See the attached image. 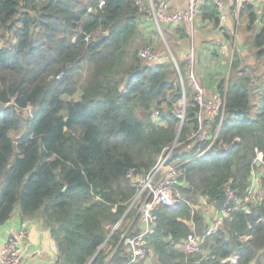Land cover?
I'll return each mask as SVG.
<instances>
[{"label": "trees", "instance_id": "16d2710c", "mask_svg": "<svg viewBox=\"0 0 264 264\" xmlns=\"http://www.w3.org/2000/svg\"><path fill=\"white\" fill-rule=\"evenodd\" d=\"M136 1L0 0V225L15 212L38 220L55 243V264H125L124 239L138 226L128 173L146 175L177 141L169 161L182 165V197L156 208L148 237L155 264H264V196L231 212L198 251L181 243L190 219L204 232L206 205H223L225 183L243 197L264 150V0H241L236 33L245 35L252 64L233 52L228 80L217 83L223 113L206 119L210 139L191 137L200 109L185 59L168 45L179 74L171 59L137 55L147 42ZM197 20L231 38L212 0H203ZM176 28L185 38V25ZM260 186L264 193V176Z\"/></svg>", "mask_w": 264, "mask_h": 264}, {"label": "built area", "instance_id": "2783aa9c", "mask_svg": "<svg viewBox=\"0 0 264 264\" xmlns=\"http://www.w3.org/2000/svg\"><path fill=\"white\" fill-rule=\"evenodd\" d=\"M147 1L148 6H145L142 0H137L136 2L139 9L151 17L158 28L159 23L167 26L186 24L191 31L195 28L197 15L203 2V0H187V7L185 9L174 10L170 8L168 0ZM212 1L216 4L219 10L220 21H225L227 0ZM258 1L260 2L261 0ZM238 5L242 6L241 0H238ZM137 55L147 63H156L161 60V56L149 47L139 48L137 50ZM184 59L187 69V79L189 80L188 84L195 91L194 101L198 104L200 109L197 113L198 128L191 134V137H195V139H210L211 135L209 134L206 125V119L214 117L215 115H222L224 110V97L219 94L213 97H206L205 90L195 75L196 55L192 47L187 51ZM175 66L179 72L176 62ZM180 83L184 90L181 77ZM184 98L185 95H183V99ZM184 106L181 110L176 112L180 125H182L185 119ZM152 118L155 121H160L157 111L153 112ZM220 128L221 121L217 125L216 132L207 147L217 136ZM205 149L201 151L200 154L203 153ZM171 150L172 146L163 149L158 156L155 166L146 175L136 176L133 175L132 171L128 173V175L132 177L137 189L133 202L138 203V226L133 235L127 236L124 239L126 253L128 255L125 264H133L137 260L144 259L151 252L148 237L153 234L156 226V208L161 205L174 207L180 203L182 196L179 189H177V184L180 183L179 176L182 175V165L174 161H169ZM262 176H264V150H257L250 171L249 183L243 197H240L229 183H225L223 188L225 201L219 209L214 208L216 210L214 218L210 219L209 216H205L207 226L204 232L202 234L197 233L195 222L191 219L187 221V224L189 225V233L181 242L183 250L186 252L198 251L203 237L215 233L223 225L224 219H226L231 212L246 210L248 203H255L262 200L264 196L263 190L260 186V178ZM210 213L208 212V209H205V215H210ZM120 222L121 221L116 224L117 227ZM25 235V228H19L16 232L10 233L5 238V241L0 248V264H21V242Z\"/></svg>", "mask_w": 264, "mask_h": 264}, {"label": "crops", "instance_id": "0c3cea01", "mask_svg": "<svg viewBox=\"0 0 264 264\" xmlns=\"http://www.w3.org/2000/svg\"><path fill=\"white\" fill-rule=\"evenodd\" d=\"M146 5L148 6V1ZM170 8L174 10H182L187 7V0H168ZM237 3V8L232 10L233 3ZM238 0H229L227 9L225 10L226 20L220 21V26L224 27L225 31L231 33V38L224 34V30L215 27L209 21L197 20L195 28L191 31L185 25L187 35L185 38L181 37V33L177 28L168 30L170 37L175 40L176 54L179 58H184L190 47L193 48L196 55V74L199 78L197 80L203 86L206 97H213L217 95V83L221 78L228 80L229 69L232 54L234 51L242 53L247 44L241 42L242 36L240 32L236 33V26H233V12L239 11ZM155 23L151 17L144 14L138 19V26L142 33V37L153 38L152 26ZM233 26V27H232ZM232 47V50L230 49ZM236 47V48H235ZM245 50V51H246ZM246 51V52H247ZM161 56V55H160ZM164 57L161 56V60ZM209 207L208 212L213 210L209 216L210 219L215 217L216 210ZM19 228H25L26 235L21 242L22 260L21 264H55L56 260V246L49 231L41 225L36 219L23 221L17 212L12 217L0 225V248L3 245L5 238L10 234L16 232Z\"/></svg>", "mask_w": 264, "mask_h": 264}, {"label": "rangeland", "instance_id": "374dc122", "mask_svg": "<svg viewBox=\"0 0 264 264\" xmlns=\"http://www.w3.org/2000/svg\"><path fill=\"white\" fill-rule=\"evenodd\" d=\"M228 1L227 0V3L228 4ZM237 8V6H236ZM233 26H236L237 27V20H236V17L238 16L237 15V11H234L233 14ZM188 26V25H187ZM232 26V27H233ZM175 26H167V25H163L162 23H159V28L157 27V25L155 23H153V26H152V34H153V38H147V37H141L142 38V41L141 43H143V39L147 42L145 45H140L137 50L139 48H142V47H149L151 48L152 50H155L159 55H161L162 57H165L166 59H171L174 63H175V59H177L176 55H174L172 53V51L169 49V46L168 45H171L172 48L176 51L175 49V44H174V40L170 37V35L168 34V32L165 30V29H169V30H173ZM189 27V26H188ZM164 30V31H163ZM237 30V28H236ZM245 35L242 34V40L241 42H243V44H246L245 41ZM243 45H240V48L243 49L242 53H245V57L248 58V60H250V64H252V56L250 55V53L246 50V47H242ZM236 48V47H235ZM230 49L232 50V47H230ZM247 52H246V51ZM178 56V55H177ZM258 64V62H256ZM256 65V64H255ZM264 66V65H262ZM195 75L197 76L196 74V68H195ZM182 77V76H181ZM198 78V77H197ZM199 80V78H198ZM189 82V80H188ZM187 82V83H188ZM78 97V93L75 95V98ZM187 99L184 98V99H181L178 106H177V109H176V112L178 110H181L184 106V108H186L187 106ZM177 145V141H175L171 146H172V149ZM206 209H209V207H206ZM211 212V210L209 211V213ZM148 264H155L154 262V259L153 257L151 256V254H149L145 259H144Z\"/></svg>", "mask_w": 264, "mask_h": 264}, {"label": "water", "instance_id": "95a60500", "mask_svg": "<svg viewBox=\"0 0 264 264\" xmlns=\"http://www.w3.org/2000/svg\"><path fill=\"white\" fill-rule=\"evenodd\" d=\"M251 2V4H253V5H258V3H259V1L258 0H252V1H250ZM117 226L115 225L114 227H113V229H112V231L116 228ZM111 231V232H112ZM111 234V233H110ZM95 256V255H94ZM88 264H90V262L88 263Z\"/></svg>", "mask_w": 264, "mask_h": 264}]
</instances>
